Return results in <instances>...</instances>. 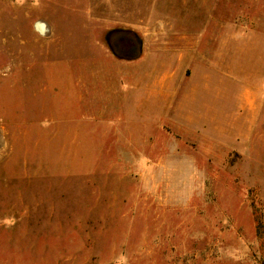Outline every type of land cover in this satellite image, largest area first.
<instances>
[{
    "label": "rangeland",
    "instance_id": "obj_1",
    "mask_svg": "<svg viewBox=\"0 0 264 264\" xmlns=\"http://www.w3.org/2000/svg\"><path fill=\"white\" fill-rule=\"evenodd\" d=\"M115 1L0 0V264H264V0Z\"/></svg>",
    "mask_w": 264,
    "mask_h": 264
},
{
    "label": "crops",
    "instance_id": "obj_2",
    "mask_svg": "<svg viewBox=\"0 0 264 264\" xmlns=\"http://www.w3.org/2000/svg\"><path fill=\"white\" fill-rule=\"evenodd\" d=\"M102 1H105L107 4H117V2L115 0H102ZM119 4V2H118ZM119 61H123V60H119ZM165 84V81H161V85H164Z\"/></svg>",
    "mask_w": 264,
    "mask_h": 264
}]
</instances>
